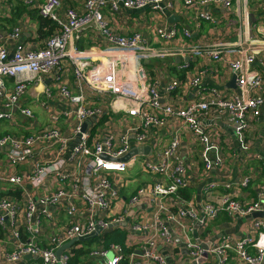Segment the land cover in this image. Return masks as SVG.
<instances>
[{"label": "built area", "instance_id": "built-area-1", "mask_svg": "<svg viewBox=\"0 0 264 264\" xmlns=\"http://www.w3.org/2000/svg\"><path fill=\"white\" fill-rule=\"evenodd\" d=\"M184 1L193 7H206L200 13L201 19L214 22L208 6L220 4L230 9L236 1L238 7L247 9L251 0ZM23 3L28 10L37 8L40 15L50 18L57 26L42 45L21 44L12 52L0 45V119L11 121L17 114L35 119V110L21 104L30 85L35 84L41 88V94L36 97L37 104L47 110L50 120L32 134H0V152L11 166L30 164L27 177L34 187L43 188L52 179L57 183L50 191L27 201L11 194L0 197V226L13 230L18 242L16 249L6 254V260L18 261L32 255L41 258L43 264H68L69 251L64 250L60 257L57 255V250L64 244L77 237L91 239L119 227L127 231L130 239L131 235L142 237L140 253L132 250L129 242H112L107 246L102 241L89 251V256L99 258L101 264H136L138 257L140 264H172L171 260L180 255L178 237L188 249L193 264H202L209 256L215 258L216 264H229L230 254L243 264H264V219L255 217L257 213H264V203L260 200L244 202L235 194L238 187H248L253 177L245 175L237 183L209 182L199 201L189 199L183 194L190 186L185 175L187 161L179 154L183 138H194L200 149H190L189 162L204 178L214 166L221 165L222 160L212 158L216 137L200 123L199 115H209L215 110L225 115L235 131L242 134L248 126L249 116L260 118L264 114L263 77L250 69L255 55L264 49V45H253L250 53L230 61L239 94L219 92L216 88L204 89L201 86L204 72L188 71L184 84L193 88L198 97L184 105H164L157 84H154L157 81H152L144 69V60L166 56L186 59L205 52V40L174 44L178 29L159 27L156 32L162 46L157 47L139 31L122 33L115 29L105 10L150 8L164 15L172 2L85 0L82 8L63 11L61 0H23ZM19 30L15 27L8 36H18ZM87 31L102 36L107 47L81 48L78 43ZM182 33L185 39L191 38V30L183 29ZM221 52L211 50L210 54L218 60ZM262 63L264 65V59ZM123 67L134 68L135 77H123ZM182 67L188 68L189 62L185 61ZM71 74L77 92L71 90ZM178 85L175 81L169 82L166 92L172 94ZM89 94L95 98L90 99ZM58 96L65 97L73 106L70 112H62L60 116L49 112L52 100ZM113 114H123L124 118L119 122L125 124L121 125L118 136L112 131L104 136L100 126L105 123L106 116L110 118L108 123H114ZM170 119H177L179 123L174 135L166 145L153 146L151 126H163ZM68 132L77 139L72 147ZM144 146L152 149L150 156L133 154L124 160L135 147ZM35 147L38 154L34 152ZM53 150L56 157L51 160L38 157ZM143 170L153 175L151 182L140 185L128 198L121 196L115 179ZM3 180L16 188H21L25 182L22 174L17 172ZM259 195H263V191ZM144 197L152 209L139 213ZM76 198H81L83 206L75 203ZM61 202L67 204L68 222L59 232L49 236L46 246L39 245L38 236L44 232L41 217L50 220L51 208ZM131 213L132 218L129 217ZM221 213L232 219L252 217L249 232L242 237L225 234L223 224L219 223L214 231L218 230L221 236L213 237L208 228ZM12 226L14 229H9ZM100 229L101 233H97ZM162 248L167 254L162 253ZM111 251L114 252L112 257L109 256Z\"/></svg>", "mask_w": 264, "mask_h": 264}, {"label": "crops", "instance_id": "crops-1", "mask_svg": "<svg viewBox=\"0 0 264 264\" xmlns=\"http://www.w3.org/2000/svg\"><path fill=\"white\" fill-rule=\"evenodd\" d=\"M85 0H61L62 11L66 8H82ZM166 2H172V6L168 7L164 15L152 11L150 8H144L140 10H127L120 9L117 12H112L109 8H106L105 14L111 20L112 26L122 33H128L132 31H139L147 40L154 46H162V41L157 35V28L166 27L171 29L176 27L178 29V37L174 41V44H179L185 40L190 42H200L205 40L207 47L206 51L195 55H190L186 59L178 57H156L144 60V69L148 77L152 81H157L159 92L161 93V103L166 105L169 103H175L178 105H184L187 101L197 98L198 95L195 90L189 86H185L184 80L188 75V71L196 72L201 70L204 72L201 78V86L204 89L216 88L219 92L227 94H239L240 90L237 84L236 75L233 73L230 61L244 57L247 53H250L254 43L256 45H264V0H251L248 4V8L245 9L241 6L238 7L236 1L232 8H226L220 4H212L208 6L210 12L214 17V22H208L202 20L200 13L206 9V7H193L186 5L184 0H166ZM24 7L23 0H0V45H5L10 52L14 51L19 45H42L47 37H41L38 33L39 27V10L33 7L30 10H26L21 15L17 14V10ZM247 14V16H245ZM15 27H19V35L9 37L8 34L13 31ZM183 29H189L192 31L191 38L185 39L183 37ZM103 37L98 36L91 31L85 32L79 46L83 49L100 45L103 48L107 47L103 42ZM263 42V43H260ZM211 50H220V58L215 60L210 54ZM264 59V49L255 55L253 62L250 64L252 71L258 72L263 77V90L264 93V65L262 63ZM189 62L188 68H183L184 62ZM190 68V69H189ZM122 75L125 78H134V68H122ZM235 78V79H234ZM234 80V87L231 86V82ZM175 81L179 85L172 92L168 94L166 92L169 82ZM50 83V79L46 80ZM70 83L72 84L71 90L77 92L78 88L75 84L73 74L70 75ZM41 94V88L31 84L27 94L21 101V104L31 106L36 112V118L31 120L23 117L19 114L14 120L0 119V134L10 132L18 135H27L36 132L41 127L47 125L50 120V114L37 104L36 97ZM42 98V95H40ZM90 99L95 97L89 94ZM108 101V100H107ZM71 103L63 96L55 97L51 103L50 113L60 116L62 112H70L72 109ZM1 109V106H0ZM38 114L40 117H38ZM43 117V118H42ZM112 119H116L114 123H108L110 118L106 116L105 123L100 126L103 131V135L112 134L119 135L121 132V125L119 120L124 118L123 114H113ZM200 123L209 128L216 137V143L211 150L212 158H218L222 160V164L214 166L213 169L204 176L200 175V170H193L192 164H190V149L199 150L200 147L194 140V138L185 136L181 143L179 154L181 157L186 158V173L185 175L190 180L189 189L185 192L189 199H198V191L201 188V196L203 194V188L209 182H215L221 184L223 182L237 183L242 180L245 175H251L253 179L248 187L237 188L235 191L236 196L244 202H252L260 200L264 203V114L260 118H247L248 126L242 134L237 133L233 126L228 122L225 115L212 110L209 115L200 114ZM126 121V118H125ZM64 125V124H63ZM87 125V123H86ZM178 120L170 119L163 126H151L150 132L151 142L153 146L155 144L164 146L168 143L169 138L174 135L178 128ZM65 126V125H64ZM86 128V127H85ZM69 146L72 147L77 139L71 137V133L68 132ZM150 147V146H149ZM135 147L131 152H133ZM155 148V147H154ZM35 154H38L37 147H35ZM131 152L124 158H130L133 154ZM148 153L137 152L134 154H142L150 156ZM153 154V153H152ZM197 158V154L194 155ZM43 160H51L56 157L55 151L41 154L38 156ZM127 158V159H128ZM5 156L0 152V197L11 194L17 196L21 201H27L28 199H35L40 193L50 191L52 187L57 183L56 179H52L47 186L43 188L34 187L27 174L30 171V164L11 166L6 163ZM17 172L22 174L25 182L20 188L14 187L9 182L3 179L13 173ZM135 173V172H134ZM141 173V174H140ZM138 176L132 178L129 174L125 176H119L115 179L119 186L120 195L128 198L132 195L136 188L142 184L151 182L153 175L146 170H143ZM137 174V173H136ZM146 176L144 181H139V178ZM136 184V185H135ZM263 191V195H259V192ZM185 195V194H184ZM201 198V197H200ZM75 203L80 207L83 206L81 198H76ZM66 202H61L51 208L52 217L50 220L42 216L44 232L38 236L37 242L39 245L46 246L48 244V238L52 234L59 232L62 226H65L68 222L66 215ZM152 209V205L148 199L144 197L138 208L139 213L145 211L149 212ZM260 217L264 219V213ZM83 216L87 214L83 213ZM130 218L133 217L131 213ZM252 217H237L235 219L230 218L226 213H221L210 224L208 230L214 235H219L218 230L214 231L219 223L223 224L225 234H231L236 237H242L249 232L250 221ZM9 229H14L12 226ZM124 231L132 250L139 251L142 237L138 235H131L126 230L119 227H113L110 231ZM26 237V234H25ZM178 240V237H177ZM102 241L106 243L105 239L93 242L91 249L98 246ZM178 242V241H177ZM112 243V242H111ZM17 240L13 236V230L4 229L0 226V264H43L41 258L36 256H24L18 261L8 262L6 260V254L13 252L17 247ZM110 244V243H109ZM107 244V246L109 245ZM71 248V247H70ZM68 248L65 251H69ZM132 248V247H130ZM177 249L180 252L178 259L171 260L172 264H193L188 249L178 242ZM162 253L167 254V250L162 248ZM140 253V251H139ZM114 252H110L109 256L112 257ZM84 260L81 264H101V260L97 257H90L89 253L83 257ZM82 258V259H83ZM229 264H243L234 254L229 256ZM136 264H140V258L136 260ZM202 264H216L215 258L209 256L203 260Z\"/></svg>", "mask_w": 264, "mask_h": 264}, {"label": "trees", "instance_id": "trees-1", "mask_svg": "<svg viewBox=\"0 0 264 264\" xmlns=\"http://www.w3.org/2000/svg\"><path fill=\"white\" fill-rule=\"evenodd\" d=\"M20 6H22V5H20ZM24 7L27 10L25 5H24ZM24 7L22 6L21 8H19V10H17L18 15H21L24 12V10H25ZM56 26H57V24L55 22H53L50 18L44 17L42 15L39 16V27H38L39 36H41V37L50 36L55 31ZM188 189H185L183 191V194H185V196L187 198H189V197L185 192ZM106 235H107V233H104V234L95 236L94 238H91L88 241H78L77 243L73 244L71 246V248L69 249L71 257H70L68 264H81L84 260L83 257H85L89 253V251L91 250V245L93 244V242H96V241L98 242L101 239L106 240Z\"/></svg>", "mask_w": 264, "mask_h": 264}, {"label": "water", "instance_id": "water-1", "mask_svg": "<svg viewBox=\"0 0 264 264\" xmlns=\"http://www.w3.org/2000/svg\"><path fill=\"white\" fill-rule=\"evenodd\" d=\"M235 79V78H234ZM234 80L231 82V86L232 87H234ZM86 127V124L84 125V128ZM150 151V147L149 146H144V147H139V148H136L133 152H131V154H134V153H137V152H143V153H148ZM127 158L128 157H126V158H124V160H127ZM201 188H200V190L198 191V199H197V201H199L200 200V197H201ZM261 216L262 214H255V216ZM97 233H101V229L100 230H98V232ZM97 236V235H96ZM219 236H221V234L220 235H218V236H216V239L217 238H219ZM89 240V238H87V237H77V238H74V239H72V240H70L69 242H67L66 244H64L61 248H59L58 250H57V255H58V257H60V255H61V253L64 251V250H66V249H68V248H70L73 244H75V243H77L78 241H88ZM178 242H180L181 243V240L180 239H178L177 240ZM28 256H31V255H28Z\"/></svg>", "mask_w": 264, "mask_h": 264}, {"label": "rangeland", "instance_id": "rangeland-1", "mask_svg": "<svg viewBox=\"0 0 264 264\" xmlns=\"http://www.w3.org/2000/svg\"><path fill=\"white\" fill-rule=\"evenodd\" d=\"M38 117H40L39 114H38ZM139 173L140 172H138L137 174L134 173V172H131L129 174V176L134 178V177L138 176ZM145 179H146V176H142L141 178H139V181H144ZM125 239H126V232H124V231H119V230H117V231H109L107 233V235H106V243L107 244H109L111 242L124 243Z\"/></svg>", "mask_w": 264, "mask_h": 264}, {"label": "bare ground", "instance_id": "bare-ground-1", "mask_svg": "<svg viewBox=\"0 0 264 264\" xmlns=\"http://www.w3.org/2000/svg\"><path fill=\"white\" fill-rule=\"evenodd\" d=\"M254 45H256V42L254 43Z\"/></svg>", "mask_w": 264, "mask_h": 264}]
</instances>
